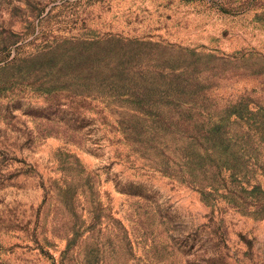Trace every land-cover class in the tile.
Returning a JSON list of instances; mask_svg holds the SVG:
<instances>
[{
  "label": "rangeland",
  "instance_id": "374dc122",
  "mask_svg": "<svg viewBox=\"0 0 264 264\" xmlns=\"http://www.w3.org/2000/svg\"><path fill=\"white\" fill-rule=\"evenodd\" d=\"M0 264H264V0H0Z\"/></svg>",
  "mask_w": 264,
  "mask_h": 264
}]
</instances>
